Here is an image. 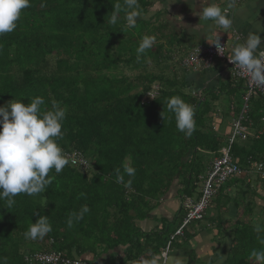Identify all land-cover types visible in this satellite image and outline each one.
<instances>
[{
    "label": "trees",
    "instance_id": "16d2710c",
    "mask_svg": "<svg viewBox=\"0 0 264 264\" xmlns=\"http://www.w3.org/2000/svg\"><path fill=\"white\" fill-rule=\"evenodd\" d=\"M117 2L122 0H31L17 29L0 36V106L13 99L27 104L38 95L45 100V110L51 109L53 101L66 106L59 144L69 159L77 154L85 165L70 162L59 174L53 170L50 175L55 179L44 193L20 194L11 209L0 201V261L6 258V264H31L23 259L34 251L25 247L31 243L39 251H61L69 257L75 246L87 249L90 240L103 243L111 238L129 241V258L134 245L137 253L161 255L165 238L184 215L182 202L199 198L202 177L219 156L222 142L227 144L228 135H216L205 122L211 110L204 95L212 91L200 96L192 92L193 82L188 81L192 69L181 65V52L191 43L183 39L185 28L177 32L166 16L168 11L153 8L155 0H139L144 18L134 29L125 26L123 12L113 28L107 19ZM144 35H155L156 43L137 61L136 48ZM173 96L196 109L191 137L177 130L174 118L169 119L172 114L165 102ZM259 100L263 104L264 99ZM257 109L248 107L244 120L255 123L264 117ZM230 155L238 174L215 191L209 206L218 202L235 208V219L232 223L228 219L227 228L220 226L216 212L222 248H227L226 239L229 244L223 264H256L249 254L261 247L254 226L264 225V202L259 195L264 192V132L237 139ZM123 163L136 168L130 187L116 183L115 170H122ZM257 164L261 171L255 170ZM128 179L125 175V182ZM173 184L180 201L175 214L179 221L173 218L176 226L170 232L168 225L156 233L141 232L143 243H138L137 235L128 232L134 228L127 212L151 209ZM230 185L236 186L233 194L225 191ZM83 205L90 212L69 229V216ZM41 215L48 216L52 231L42 240L26 239L29 224ZM200 223L191 222L181 237L174 238L176 243L184 246ZM90 226L102 234L83 233Z\"/></svg>",
    "mask_w": 264,
    "mask_h": 264
},
{
    "label": "clouds",
    "instance_id": "9594fccd",
    "mask_svg": "<svg viewBox=\"0 0 264 264\" xmlns=\"http://www.w3.org/2000/svg\"><path fill=\"white\" fill-rule=\"evenodd\" d=\"M233 6V0H228L227 5L223 7L210 0L203 6L202 11L197 13L200 23L207 25L211 22V26L219 30L210 42L220 53H224L225 45L221 44L219 32H227L233 27L230 15ZM30 7L31 0H0V36L15 31L24 10ZM122 12L124 24L128 29H134L138 20L144 18L139 0H122V3L113 5L107 23L115 28L120 23ZM180 19L181 17L177 20ZM254 29L248 32L243 42L233 47L228 58L247 76L254 88L264 89V48L261 47L262 39L258 34L264 32V26L256 23ZM155 43V35H144L136 48L137 61H140ZM165 103L167 111L172 114L169 119L174 118L177 130L191 137L196 130L195 107L180 96L170 97ZM44 105V98L38 95L31 98L27 104L20 99H13L0 106V201H3V206L8 209L15 205V197L20 194L36 196L44 193L55 179L50 173L54 170L59 174L70 163L67 153L59 144L64 135L63 124L67 107L57 101L52 102L51 109L45 110ZM162 116L165 119L163 113ZM115 171L116 183L130 187L132 178L136 175V168L130 163H123L122 170L117 168ZM125 175L129 177L126 182ZM89 212L87 205L81 206L69 216L67 227L73 228ZM51 231L52 224L48 216L41 215L34 223L29 224L24 235L26 239L33 241L42 240ZM253 231L257 234L261 247L253 248L249 255L256 264H264V225H255ZM165 258L163 255L150 254L143 259L142 264H163ZM224 259L221 255L216 264H223ZM0 264H6V258L5 261H0ZM168 264L185 262L173 258Z\"/></svg>",
    "mask_w": 264,
    "mask_h": 264
},
{
    "label": "crops",
    "instance_id": "0c3cea01",
    "mask_svg": "<svg viewBox=\"0 0 264 264\" xmlns=\"http://www.w3.org/2000/svg\"><path fill=\"white\" fill-rule=\"evenodd\" d=\"M208 2H210V0H155L156 4L153 8H156V10H167L168 12L166 16L177 32L180 31L181 28H185L181 32L182 34L185 33L183 38L185 41L191 42L192 40H197L196 44L193 42L187 43V46L192 48L197 45L205 46L211 44L210 41L214 39L215 33L219 31L217 28L211 26V22H208L207 25L200 23L199 15L197 13L202 11L203 6ZM212 2L220 4L223 7L227 5L228 0H212ZM233 2L234 6L230 11V15L233 19V27L227 32H219L220 38L224 41L225 54L227 56L231 55L232 49L236 44L241 43L246 39L249 31L255 30L254 26L256 23L264 26V0H233ZM179 17H181V19L177 20ZM258 34L262 39L261 47L264 48V32H259ZM225 75L227 76L223 65L219 62H215V64L209 69L192 70L188 81L193 82L194 87H192V92L200 96L204 91H212V97L218 99L213 92L221 94V90L219 89L222 82H230ZM235 85L238 86V83L233 81V86ZM242 97L243 95H241L240 101H242ZM258 103L259 101L257 102V107ZM238 105H241V103ZM214 106L215 107L211 110L209 118L205 119V122L212 126L215 124H218V126L224 124V130H222L223 133L220 131L218 135L226 136L229 134V127L232 120L239 112V108L234 107L233 104L230 103V107L228 108L229 112L228 114H225L223 108L219 109L221 107L220 104ZM257 107H249V109H255ZM257 110L264 114V104H261ZM244 122H246V125L242 122V126L246 138L254 137L255 132H264V117L256 119L255 123L253 121H248L247 119L244 120ZM218 126L215 129L216 131L218 130ZM254 180L255 175L250 176L251 186H253ZM225 191L228 194H233L236 191V186H227ZM259 195L264 202V192H261ZM179 202V198L177 197V187L173 184L158 202H153L155 205L151 207V209L148 208L146 211L142 209L139 212L129 210L127 215L133 218V228L137 229L139 232L156 233L162 231V221L164 222V220H167L170 224L168 225V232H170L176 226V222L179 221V217L175 215L179 207ZM211 209L213 213L210 211ZM207 210H209V212H207ZM207 210V214H205L202 221L206 220V226L211 228L214 231V234L210 236L208 233V236H206L205 231L202 229L197 231V233L194 231L195 234L189 238L184 246L181 245L180 242L175 244L172 249L173 251L171 250L169 258H167L166 264H168V261L173 258H178L184 261L185 264H203V261L211 259L213 256V250L217 247V245L213 243V236L219 237L221 234H218L216 230L222 228H218L217 222L219 218L216 219V213L214 211L220 213V223L222 224L220 226H225L227 228L235 219V208L229 203L224 207L218 202H215L212 206L210 205ZM206 215L208 216V219ZM173 218L176 222H174ZM253 218L256 220L257 215H254ZM228 219H231V223ZM89 228H91V226ZM83 233L91 235H93V233H96V235L102 234L100 230L96 228H91ZM114 241H116L114 238H111L110 241L106 240V242L104 241L103 243H100L99 241L98 243H94V241L90 240L87 249H84L81 245L75 246L71 249L69 257L78 258L85 261L87 264H133L136 258L144 257L145 255L149 256L151 254L137 253L136 258H129L126 256V247L129 241ZM226 241H228V239H226ZM34 251H39V249ZM227 253L228 250L225 252L224 257Z\"/></svg>",
    "mask_w": 264,
    "mask_h": 264
},
{
    "label": "built area",
    "instance_id": "2783aa9c",
    "mask_svg": "<svg viewBox=\"0 0 264 264\" xmlns=\"http://www.w3.org/2000/svg\"><path fill=\"white\" fill-rule=\"evenodd\" d=\"M220 39L221 44L225 45L223 39ZM223 52L224 53L218 52L215 45L212 43L205 46L197 45L190 48L188 54L181 59V65L192 70L209 69L215 64V62L221 63L227 75H230L235 80L238 79L244 82L245 95L242 97V103L237 116L232 120L226 146L221 148L219 156L212 160L208 172L204 177H202V186L200 188L199 198L196 201L186 199L181 204L184 215L180 224L169 236L163 248L161 255L166 257L163 264L167 263V255L170 250L171 241L177 236L181 237L183 229L191 222L202 220L206 214V210L208 209L210 199L213 197L215 191L223 185L230 176L238 174V169L235 165L236 163L230 155V147L235 141H237V139L245 140L246 138L242 122L244 121V116L247 113L249 99L252 96L264 99V89L254 88L250 84L247 76L244 75L229 60V56L225 54V46ZM70 162L73 164L79 163L84 165L82 158L74 153L70 156ZM255 170L261 171V164H257ZM23 259L25 262L31 264H87L85 261L78 258L68 257L63 252L55 250L26 253L23 256ZM143 259L144 257H138L135 259L133 264H142Z\"/></svg>",
    "mask_w": 264,
    "mask_h": 264
},
{
    "label": "rangeland",
    "instance_id": "374dc122",
    "mask_svg": "<svg viewBox=\"0 0 264 264\" xmlns=\"http://www.w3.org/2000/svg\"><path fill=\"white\" fill-rule=\"evenodd\" d=\"M192 42L194 44H196L197 40H192L191 43ZM189 50H190V47H188V46L186 48H184L183 51L181 52V58H184L188 54ZM226 78L228 80H230V82H226V83L222 82L223 85L221 84L220 89H219V90H221V94H218V92H213L215 94L216 98H218V99L212 100L211 99L212 93H209L206 96L204 95L206 100L209 102V104L207 103V110H212L215 107L214 105L220 104L221 107L219 109L223 108L224 109L223 112H225V114H228V112H229L228 108L230 107V103H232L234 107L239 108V110H240L241 105H238V104L242 103L240 101L241 95H245V84L242 80L237 79L235 82L238 83V86H236V85L233 86V78L230 75H227ZM187 91H189V89H187ZM153 94H154L153 92H150L149 95L152 96ZM259 99H263V98L252 96L250 99V102L248 103V107H252V108H254L255 106L257 107L258 101H259L258 107H260L261 106V103H260L261 100H259ZM262 102L264 104V101H262ZM212 113H213V111H212ZM208 118H209V114L205 115V119H208ZM225 124H226V122H225ZM208 125H210V124H208ZM210 126L209 127L215 131L216 135L219 134L220 131L223 133L222 130H224V124H221L220 126H218V124H215L214 126H212V125H210ZM217 126H218V130L216 131L215 129L217 128ZM230 127H231V125H230ZM208 131H210V130H206V132H208ZM222 143H223V147H225L226 146V144L224 145L225 141H223ZM223 147H221V148H223ZM221 148L219 149L218 153L221 152ZM252 176H254V175H252ZM196 189L198 191L199 187L197 186ZM210 211L213 213L212 209ZM207 212H209V210H207ZM214 212L216 213V211H214ZM207 219H208V216H207ZM253 220H255V219L253 218ZM200 222H201L200 223L201 228L198 227V225H197L198 228L195 226L194 227L195 233H197V231L202 229L205 231L206 236H208V233L210 236L214 234L213 233L214 231L211 228L206 226V220L200 221ZM162 223H163L162 227H164L166 225H170V224H168L167 220H164V222L162 221ZM108 230L113 231V229H111V228H109ZM136 230L137 229L130 228V230L128 232H130V234H131V232L133 231L137 235V242L138 243L140 242V244H142L143 243L142 241L144 239L143 234L141 232H137ZM163 236H164V234L162 235V238H163ZM149 237H154V235H151ZM167 239H168V236L165 238V240H167ZM166 242H165V244H166ZM160 243H162V241ZM213 243L217 245V247H215V249L213 250V256L211 257L210 260L203 261V264H215L217 259L221 255L224 256L223 252L227 251L226 247H227V245H229L228 242L225 241V246H226L225 248L226 249L224 250V248H222V246H224V244H222V239L220 238V236L219 237L213 236ZM175 244H176L175 240L171 241V246H170V250L168 251L167 258H169L171 250L174 248ZM25 247L31 248L33 250H37V249H35L37 247V244L31 243V244H29V246H28V244L25 245ZM130 249H131L130 250L131 251L130 256L133 257V259L136 258L137 257L136 256L137 251H136L135 245L131 246Z\"/></svg>",
    "mask_w": 264,
    "mask_h": 264
}]
</instances>
